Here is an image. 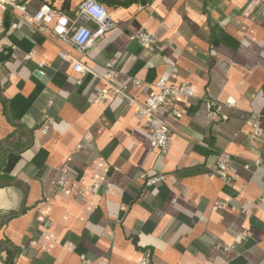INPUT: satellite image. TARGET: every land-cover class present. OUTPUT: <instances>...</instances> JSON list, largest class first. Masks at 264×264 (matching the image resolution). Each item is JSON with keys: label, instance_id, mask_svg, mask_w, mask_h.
Segmentation results:
<instances>
[{"label": "crops", "instance_id": "0c3cea01", "mask_svg": "<svg viewBox=\"0 0 264 264\" xmlns=\"http://www.w3.org/2000/svg\"><path fill=\"white\" fill-rule=\"evenodd\" d=\"M8 1L0 4V264H264V127L250 139L264 116L263 5L97 0L114 28L84 58L32 17L47 5L74 20L85 0ZM138 30L156 46L142 47ZM108 70L136 102L160 78L194 88L195 97L161 109L165 151L150 147L132 102L94 101ZM221 160L235 180L215 175ZM142 172L164 180L145 187ZM62 176L69 182L59 187Z\"/></svg>", "mask_w": 264, "mask_h": 264}, {"label": "built area", "instance_id": "2783aa9c", "mask_svg": "<svg viewBox=\"0 0 264 264\" xmlns=\"http://www.w3.org/2000/svg\"><path fill=\"white\" fill-rule=\"evenodd\" d=\"M258 1L264 7V0ZM3 3L11 4L8 0H0V4ZM15 8L21 10L20 7ZM32 21L38 29L48 30L49 28V32L53 36L69 42L74 47L75 51L84 58H87L90 50L95 47L96 43L103 39L105 34L114 28V23L106 7L96 0L83 1L78 7L74 20H70L64 15L52 10L49 6L43 5L37 13L33 15ZM89 25H93V28ZM133 38L138 41L142 47L156 46L155 39L147 31L138 30L133 34ZM59 56L64 60L69 59L68 55L65 53H60ZM71 69L77 74L84 72L83 66L78 62H72ZM117 78V73L108 70L103 78L106 88L99 91L94 96V101L96 103H105L111 98H116L132 102L136 107L135 114L137 119L145 123L151 131L152 139L150 141V147L158 152L165 151L168 147L169 137L165 120L161 114V109L174 99L195 97L196 93L194 88L185 83L174 87L169 85L165 79L160 78L153 85L154 91L142 102H136L128 95V84L119 81ZM77 84H80V80L77 81ZM140 84L141 82L135 79L131 82L132 86H139ZM206 106L210 115H212L213 111L211 110L214 108V103L212 101H207ZM178 113L179 111L177 110H173L172 112L173 116H176ZM262 127H264V116H260L259 119H257L250 134V139L257 137ZM47 130L48 125H45L42 128V132L46 133ZM245 167L247 168V166ZM214 173L226 183L236 178L234 175H228L227 165L223 160L216 163ZM139 178L143 181L145 187H150L164 180L162 175L149 176L145 172H142ZM68 182L69 180L62 176L56 182V185L62 187ZM106 187L108 188L109 186ZM98 188V185H93L91 189L92 193H96ZM222 206V203L215 204L217 208H221ZM239 237L244 239L246 234L242 233ZM141 264H147L146 260H143Z\"/></svg>", "mask_w": 264, "mask_h": 264}, {"label": "trees", "instance_id": "16d2710c", "mask_svg": "<svg viewBox=\"0 0 264 264\" xmlns=\"http://www.w3.org/2000/svg\"><path fill=\"white\" fill-rule=\"evenodd\" d=\"M97 1V0H96ZM100 3V2H99Z\"/></svg>", "mask_w": 264, "mask_h": 264}]
</instances>
